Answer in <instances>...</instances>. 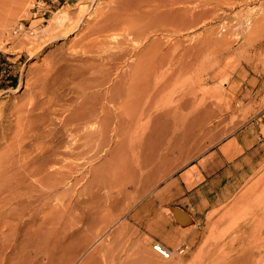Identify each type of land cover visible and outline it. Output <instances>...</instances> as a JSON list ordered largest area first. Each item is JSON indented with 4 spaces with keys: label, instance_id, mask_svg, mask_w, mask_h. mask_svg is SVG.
I'll list each match as a JSON object with an SVG mask.
<instances>
[{
    "label": "rangeland",
    "instance_id": "374dc122",
    "mask_svg": "<svg viewBox=\"0 0 264 264\" xmlns=\"http://www.w3.org/2000/svg\"><path fill=\"white\" fill-rule=\"evenodd\" d=\"M115 1L0 0L1 113L22 114L21 105L41 91L44 105H50L49 118L62 132L65 114L81 101L83 68L92 71L90 80L101 79V88L89 92L101 90L102 98L131 59L108 60L111 44L101 43L94 73L75 55L82 50L84 33L90 34L100 20L103 24ZM231 1L236 3L223 4L193 26L184 25L169 7L161 6L163 1H156L163 9L158 5L144 17L152 25L144 50H151L142 58L155 62L163 56L167 74L192 63L190 71L176 75L166 94L158 97L161 104L138 129L133 144L119 145L111 139L101 144L100 156L92 157V150L86 160L70 158L77 169L67 187L58 186L53 258L23 255L7 259L8 264H84L88 257L100 264H244L246 258L251 264H264V0ZM116 38L112 40L122 36ZM141 45L135 41L119 49L138 50ZM183 96L197 101L182 110L184 126L176 129L171 118L161 116ZM189 117L200 118L193 126ZM6 120L12 121L10 132L16 130L15 117ZM174 130L184 141L175 139L167 146L163 138ZM202 185L213 189L206 207L190 196ZM63 193L69 194L70 206H64V199H69ZM113 202L115 207L109 206ZM180 205L196 212L199 222L191 224L194 236L186 244L166 245L174 253L165 259L153 250V243L169 235L172 207ZM99 207L101 222L77 221ZM42 217L39 213L34 224H41Z\"/></svg>",
    "mask_w": 264,
    "mask_h": 264
},
{
    "label": "bare ground",
    "instance_id": "6f19581e",
    "mask_svg": "<svg viewBox=\"0 0 264 264\" xmlns=\"http://www.w3.org/2000/svg\"><path fill=\"white\" fill-rule=\"evenodd\" d=\"M154 1H115V5L110 6L109 14L103 18V24L101 25L100 20V23L95 25L96 27L90 34L84 33L86 34L85 39L83 38L84 41L80 38L83 42L81 43L82 50L77 51V53L81 55L78 54L77 56L76 54L75 60L80 61L81 59L82 63L90 64L91 68L95 69L94 73L96 67L100 65L97 61L101 59V43L111 44L109 46L110 52L106 55L108 60H118L120 62L124 59V56H128L131 61L126 63L127 68L123 69L122 66V69L119 68L121 70L119 79L113 82V85L108 88L107 92L105 91L102 98L101 90L97 89L94 92H89L91 88H101V79L90 80L87 75L92 71H86L83 68L84 76L88 81L85 79L86 86L83 88L82 86L85 84H81L79 89V91L82 89L80 91L81 95H79L81 97L79 104L74 111H68L62 119L65 127H63L62 132L55 127V123L49 118V102L44 105L46 102L42 100L44 92L39 91L38 93L36 91L37 93L33 94L34 97L31 96L33 99L27 102L28 104L21 105L22 108L24 106L25 108H19L20 111L22 110L20 115L18 113L14 116L10 112V114H5L1 113L2 110L0 111V264H8L7 259L19 258L23 255L53 258V250L56 246L53 236V224L58 186L64 185L67 187L71 173L77 169L71 164L70 158L76 156L84 160L85 157H89L92 150V157L100 156L101 144H105L111 139H115L119 145H125L128 141L133 144V141H136L135 137L138 129L149 123L152 118V111L156 109L157 105L161 104L158 97L165 90L167 92V88L176 75L180 76L186 69L191 68L192 63H188L182 67L171 68V71L167 74L169 67L166 66L167 63L163 56L155 62H148L150 59L143 60V53H146L144 51L151 50L150 47L149 49L146 47L147 49L144 50V46L149 40L148 32L152 27L151 23L144 18L145 15L150 17L153 10L159 7L163 9L162 7L167 6L170 9L169 11L174 12L173 14L170 13L176 18H180L184 25L190 23L193 26L197 19L200 20L202 16L206 14L214 15L220 11L223 4L236 3L231 0H160L163 1L161 7L160 3H156L157 0ZM158 5L159 7H157ZM158 13H161L159 9ZM163 13L164 11L161 14ZM90 16L86 18L87 20L85 19L86 22H89L90 19L88 20V18ZM75 26L77 25L75 24ZM184 27L186 28V26ZM72 28H74V25ZM118 31H121V33H118ZM117 35L122 36V38L114 42L112 39H115ZM90 36L91 38H89ZM135 41L142 42L138 50H135V48L131 51L119 49L121 46L133 44ZM116 48L119 50H115ZM148 55L147 53V57H145L149 58ZM77 57L78 59H76ZM183 97L174 109L166 110L161 116L165 119L171 118L173 120L171 124L175 125L174 128L176 129L183 125L185 119L183 109H190L197 101L195 96L193 98ZM7 116L15 117L16 130L10 132L12 121L9 122L10 124H6ZM147 116L150 118L144 123L143 120ZM192 118H190L191 121H193ZM198 118L192 122L194 123L193 126L198 123ZM158 120H160V117H158ZM65 135H67L66 138ZM71 135H74L72 147L69 144ZM175 139L177 143L184 141L183 136L180 137L175 130L172 136L163 138L167 146ZM131 143L128 145H132ZM59 164L60 167H58ZM69 189L67 192L70 191ZM63 194L65 195V193ZM66 196L69 199L68 201L64 197H62L65 200L64 202L60 200L65 207L70 206L69 194ZM115 205L116 202H113L109 206L115 207ZM39 206L40 208H38ZM100 212L101 207L92 213L84 212L77 221L93 225V221L90 219L98 218L101 222ZM39 213H43V222L37 226L34 222H37ZM87 218H89L88 221ZM30 224H34L35 226H32H37V228L30 227L34 230L30 231L31 229H29L28 232L24 231L25 233H23L25 227ZM243 260L245 261H243L244 264H251L250 259ZM84 264H100V262L93 257H88Z\"/></svg>",
    "mask_w": 264,
    "mask_h": 264
},
{
    "label": "crops",
    "instance_id": "0c3cea01",
    "mask_svg": "<svg viewBox=\"0 0 264 264\" xmlns=\"http://www.w3.org/2000/svg\"><path fill=\"white\" fill-rule=\"evenodd\" d=\"M193 195L198 197L201 201V204L204 207H206L213 200L212 199L213 189L211 188L205 189V185H202L200 188H198V191L194 192L190 196ZM180 207L191 215V217L194 219L196 224L197 222H199V217L196 212L187 209V207L183 205H180ZM197 211L204 212V210H200V209ZM190 227H192V225L183 226L180 223L176 222L175 217L172 214L171 219L169 220V229L167 230L169 235L165 239L162 238H158V239L159 241H161L162 243H164L169 247L186 244L188 240H190V238H193L194 236L193 235L194 230H191Z\"/></svg>",
    "mask_w": 264,
    "mask_h": 264
},
{
    "label": "water",
    "instance_id": "95a60500",
    "mask_svg": "<svg viewBox=\"0 0 264 264\" xmlns=\"http://www.w3.org/2000/svg\"><path fill=\"white\" fill-rule=\"evenodd\" d=\"M172 211L176 222L183 226L191 225L195 222L191 215L180 207H172Z\"/></svg>",
    "mask_w": 264,
    "mask_h": 264
},
{
    "label": "built area",
    "instance_id": "2783aa9c",
    "mask_svg": "<svg viewBox=\"0 0 264 264\" xmlns=\"http://www.w3.org/2000/svg\"><path fill=\"white\" fill-rule=\"evenodd\" d=\"M153 250L165 259L172 258L173 253H174L173 249L167 247L165 244H163L160 241H155L153 243ZM182 251H183V249L181 250V252Z\"/></svg>",
    "mask_w": 264,
    "mask_h": 264
}]
</instances>
